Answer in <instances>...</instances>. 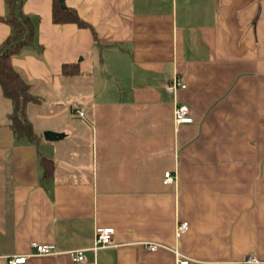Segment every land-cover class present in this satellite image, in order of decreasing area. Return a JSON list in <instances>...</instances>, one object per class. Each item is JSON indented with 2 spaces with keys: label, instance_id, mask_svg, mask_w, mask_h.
Segmentation results:
<instances>
[{
  "label": "crops",
  "instance_id": "0c3cea01",
  "mask_svg": "<svg viewBox=\"0 0 264 264\" xmlns=\"http://www.w3.org/2000/svg\"><path fill=\"white\" fill-rule=\"evenodd\" d=\"M22 2L36 35L13 66L41 100L28 117L43 141L15 139L0 93L1 255L39 244L54 254L27 264H264V0H65L90 29L53 24V0ZM5 16L0 0V46ZM177 78L187 89L171 95ZM176 103L192 124L175 123ZM107 228L113 244L94 251Z\"/></svg>",
  "mask_w": 264,
  "mask_h": 264
},
{
  "label": "trees",
  "instance_id": "16d2710c",
  "mask_svg": "<svg viewBox=\"0 0 264 264\" xmlns=\"http://www.w3.org/2000/svg\"><path fill=\"white\" fill-rule=\"evenodd\" d=\"M23 0H5L6 16L3 21L10 28L9 37L0 46V93L4 100L10 103L11 112L7 115V126L11 128L15 139L26 140L30 144L39 145L43 139L39 136L28 117V108L39 105L41 100L33 95L29 84L13 66V60L22 55L23 51L34 46L35 27L30 16L23 13ZM52 21L55 25H76L79 29L91 27L83 21L76 11L63 9L59 0L52 2ZM76 66H64L63 76L78 75ZM43 179L53 176V163L41 160Z\"/></svg>",
  "mask_w": 264,
  "mask_h": 264
},
{
  "label": "built area",
  "instance_id": "2783aa9c",
  "mask_svg": "<svg viewBox=\"0 0 264 264\" xmlns=\"http://www.w3.org/2000/svg\"><path fill=\"white\" fill-rule=\"evenodd\" d=\"M187 89V86L183 84L178 78L175 79L172 83L166 86V91L171 95H177L180 91H184ZM73 112L77 113L80 117H84V113L81 111V108L76 105L73 107ZM174 121L177 125H190L193 123V119L190 116V110L187 106L183 104L176 103L174 109ZM174 182V177L171 173L165 174L164 184H170ZM189 229L188 223H179L176 228V236L180 238L184 235ZM114 229H100L97 230L95 236V245L93 250L98 251L103 248H107L113 244L114 239ZM147 249L150 252H156L160 246L155 244H146ZM32 249L35 251L34 254L29 256H13V257H3L0 253V259H4L7 264H27V261L31 257H42V256H51L54 254L53 246H43L39 244H33ZM177 258H179V254L176 253ZM72 258L74 262H82L85 260L84 251H76L72 254ZM179 264H188L189 262L186 260H178ZM238 264H256V261L253 258H248L239 262Z\"/></svg>",
  "mask_w": 264,
  "mask_h": 264
},
{
  "label": "water",
  "instance_id": "95a60500",
  "mask_svg": "<svg viewBox=\"0 0 264 264\" xmlns=\"http://www.w3.org/2000/svg\"><path fill=\"white\" fill-rule=\"evenodd\" d=\"M60 2V5L63 9L66 8V4H65V0H59ZM63 135H60V134H55V133H52V132H47L44 134V138L46 141H49V142H57L61 139H63Z\"/></svg>",
  "mask_w": 264,
  "mask_h": 264
}]
</instances>
